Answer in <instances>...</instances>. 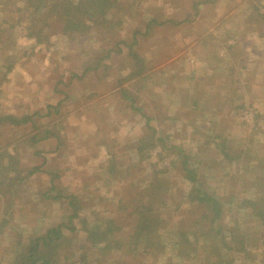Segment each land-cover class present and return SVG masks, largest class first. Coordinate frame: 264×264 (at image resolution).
I'll use <instances>...</instances> for the list:
<instances>
[{"label": "rangeland", "instance_id": "obj_1", "mask_svg": "<svg viewBox=\"0 0 264 264\" xmlns=\"http://www.w3.org/2000/svg\"><path fill=\"white\" fill-rule=\"evenodd\" d=\"M107 4L80 33L60 32L58 20L50 18L55 25L46 28L48 40L37 42L19 33L20 27L15 49H6L11 59L5 63L13 61V67L7 71L0 62V264H14L17 250L30 237L67 225L71 198L86 226L81 219L71 220L76 230H64L56 264L153 263L140 247L139 261L118 251L100 254L86 237L92 224L104 227L108 219L123 225L121 239L129 235L135 225L131 212L140 200L150 202L159 214L155 239L165 252L154 264H202L207 259L203 252L177 256V242L184 240L178 231L208 228L210 234L219 224L238 229L235 234L247 249L240 251L235 240L231 242L233 264H264V220L251 214L258 204L264 206V101L256 99L259 81H249L246 102L232 109L233 124L215 125L214 135L206 133V126L181 134V124L159 123L162 108L159 115L151 109V100L163 102L164 93L157 87L158 74L149 77L154 68L194 47L191 39L206 32L205 25L213 20L231 17L234 36L244 9L257 16L251 18L254 23L264 22V4ZM170 78L173 87L180 85L178 75ZM260 81L264 87V76ZM261 90L259 97L264 96ZM5 115H31L32 121L15 124ZM33 167L37 171L28 174ZM185 168L193 171L195 180L187 178ZM195 188L224 203L219 220L213 223L205 206L190 200ZM254 199V208L248 207L246 201ZM193 222L200 223L196 227ZM188 237L192 248L194 236Z\"/></svg>", "mask_w": 264, "mask_h": 264}, {"label": "trees", "instance_id": "obj_2", "mask_svg": "<svg viewBox=\"0 0 264 264\" xmlns=\"http://www.w3.org/2000/svg\"><path fill=\"white\" fill-rule=\"evenodd\" d=\"M0 0V62L6 65L8 58L11 59L6 52V49H15L16 47V32L21 27L23 30L18 32L23 34L25 38L34 39L37 42L48 40L50 35H46V28H50L55 23H51L50 18L58 20L59 31L66 34L73 32H82L85 28H90V23L96 20L101 14V9H105L108 0ZM97 3V4H94ZM103 13L105 11H102ZM102 13V14H103ZM52 14L54 16L52 17ZM97 15V17L95 16ZM51 31V29H49ZM5 31L6 34L3 32ZM24 32V33H23ZM11 53H14L12 51ZM9 59V61H10ZM13 61L6 65L5 70L9 71L13 67ZM138 72H136L137 74ZM40 116L38 112L33 113ZM5 117L11 119L13 123L20 124L32 121L31 115H23L20 118H15L11 115H5ZM4 118V117H1ZM45 138L42 137L41 139ZM9 171H13L10 167H5ZM37 171V168L33 167L28 171V174H32ZM187 172V178L190 181L195 180V175L192 170L185 168ZM14 172V171H13ZM196 195L192 196L190 200L205 206L207 213H210L211 221L219 220L223 213L224 203L219 201L217 197L208 193L205 190L195 188ZM264 191V190H263ZM71 198V215L68 216L67 225H58L46 230L42 235H36L30 237L29 242L25 247H22L20 251L17 250L16 257L14 258V264H56L58 262L57 248L60 246V242L65 239L64 230L74 231L76 227L71 220L73 218H79V214L76 209V205ZM262 200V199H261ZM259 200V201H261ZM248 207L256 205L257 200L246 201ZM261 203V202H259ZM138 204V206H137ZM131 212L135 217V225L132 232L123 239L118 236L122 231L123 225L111 219L106 220L103 224H92V229L87 232V240L91 242V245L97 247V251L100 254L104 252L118 251L124 255H130L132 259L139 261V252L137 247H140L144 257H148L150 260H155L158 256L164 255V246L160 245L159 241H156V231L159 225V214L155 209H151L150 202L143 203L138 201ZM254 211L251 213L255 216H259L264 220V206L258 204ZM201 216L200 219L206 218ZM82 227L86 226L83 219ZM200 222H193V226H196ZM155 230V231H154ZM212 233L209 234L208 228L204 231H191L189 229L179 230V234H183V241L177 242L178 247L176 253L178 257L188 258L194 253L203 252L207 254V259L202 261V264H233L229 253L232 251L230 244L235 240L239 245V250H247L243 247V240L241 237L238 239L236 236L235 227L223 228L220 224L215 228H212ZM193 235L192 241L196 242V245L191 248V240L188 241L185 236ZM199 236L201 238H199ZM189 238V237H188ZM180 242H182L180 244ZM182 244H184L182 246ZM199 249V250H198ZM248 254L249 253H245ZM262 255V253H259ZM258 254V255H259ZM150 262L149 264H154ZM114 264L119 263L117 260H113ZM123 264V263H119Z\"/></svg>", "mask_w": 264, "mask_h": 264}, {"label": "crops", "instance_id": "obj_3", "mask_svg": "<svg viewBox=\"0 0 264 264\" xmlns=\"http://www.w3.org/2000/svg\"><path fill=\"white\" fill-rule=\"evenodd\" d=\"M263 2L260 0L261 5ZM234 11L235 8L229 11L231 16ZM253 15L256 16L244 9L238 21L243 22L235 36L230 34L231 17L211 21L210 26L205 25L206 32L191 39L194 47L178 53L176 60L166 61L160 69L154 68L149 77L158 74L157 87L164 93L163 102L151 100L155 114L159 115L160 108L163 109L159 123L175 124V127L181 124V134L191 132V127L204 130L202 126H206L209 127L206 133L214 135L215 125L234 123L232 109L246 102L251 79L259 81L256 99L264 101V96H258L264 89L260 81L264 76L261 67L264 65V22L261 19L254 23ZM167 72L170 74L166 75ZM170 75L179 76L178 87H173ZM153 121L157 122L156 116Z\"/></svg>", "mask_w": 264, "mask_h": 264}, {"label": "built area", "instance_id": "obj_4", "mask_svg": "<svg viewBox=\"0 0 264 264\" xmlns=\"http://www.w3.org/2000/svg\"><path fill=\"white\" fill-rule=\"evenodd\" d=\"M250 116H252V113H251V112L249 113V117H250Z\"/></svg>", "mask_w": 264, "mask_h": 264}]
</instances>
